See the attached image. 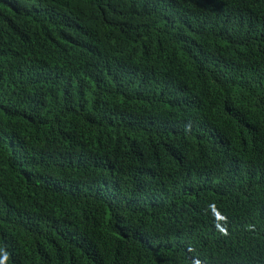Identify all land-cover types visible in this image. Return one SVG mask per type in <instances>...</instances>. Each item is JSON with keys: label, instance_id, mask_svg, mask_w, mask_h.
<instances>
[{"label": "trees", "instance_id": "1", "mask_svg": "<svg viewBox=\"0 0 264 264\" xmlns=\"http://www.w3.org/2000/svg\"><path fill=\"white\" fill-rule=\"evenodd\" d=\"M0 264H264V0H0Z\"/></svg>", "mask_w": 264, "mask_h": 264}]
</instances>
